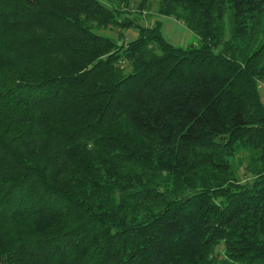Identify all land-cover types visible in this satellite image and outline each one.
Here are the masks:
<instances>
[{"label":"trees","instance_id":"1","mask_svg":"<svg viewBox=\"0 0 264 264\" xmlns=\"http://www.w3.org/2000/svg\"><path fill=\"white\" fill-rule=\"evenodd\" d=\"M259 82L264 0H0V264H264Z\"/></svg>","mask_w":264,"mask_h":264},{"label":"rangeland","instance_id":"2","mask_svg":"<svg viewBox=\"0 0 264 264\" xmlns=\"http://www.w3.org/2000/svg\"><path fill=\"white\" fill-rule=\"evenodd\" d=\"M135 5L133 4V7L130 8L131 13L129 14L135 25H153L158 22L160 24L162 37L171 44L178 47L198 44V37L191 29L180 20L171 16L159 14L156 11L157 5L155 2L152 1L151 4H148L143 10L137 9ZM97 32L112 37L117 44H122L137 36L136 27L124 29H98ZM258 89L261 102L264 104V82H259Z\"/></svg>","mask_w":264,"mask_h":264}]
</instances>
